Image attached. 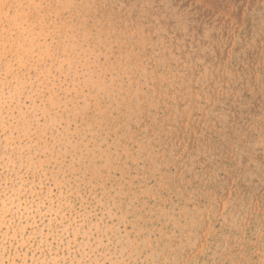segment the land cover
Returning <instances> with one entry per match:
<instances>
[{"label": "rangeland", "instance_id": "obj_1", "mask_svg": "<svg viewBox=\"0 0 264 264\" xmlns=\"http://www.w3.org/2000/svg\"><path fill=\"white\" fill-rule=\"evenodd\" d=\"M0 264H264V0H0Z\"/></svg>", "mask_w": 264, "mask_h": 264}]
</instances>
